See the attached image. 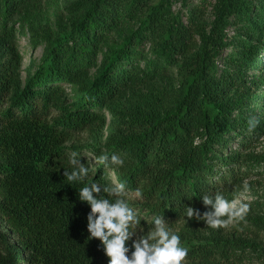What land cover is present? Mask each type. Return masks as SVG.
Wrapping results in <instances>:
<instances>
[{
  "label": "trees",
  "instance_id": "trees-1",
  "mask_svg": "<svg viewBox=\"0 0 264 264\" xmlns=\"http://www.w3.org/2000/svg\"><path fill=\"white\" fill-rule=\"evenodd\" d=\"M187 1L186 23L165 1L46 0L54 28L44 0H0V264H108L78 191L113 173L144 229L133 240L163 216L185 264H264V217L216 230L185 216L206 193L264 185V0ZM24 29L45 42L25 77ZM72 152L91 167L70 184ZM102 154L123 166H93Z\"/></svg>",
  "mask_w": 264,
  "mask_h": 264
},
{
  "label": "clouds",
  "instance_id": "clouds-1",
  "mask_svg": "<svg viewBox=\"0 0 264 264\" xmlns=\"http://www.w3.org/2000/svg\"><path fill=\"white\" fill-rule=\"evenodd\" d=\"M247 123L248 131L251 132L258 126L259 120L252 116ZM93 159L96 164L104 165L105 168L124 164V160L116 154L111 157L102 154ZM69 163L71 171L65 170L63 173L66 180L70 184L85 181L91 166L81 163L76 152L71 153ZM243 190L249 191L247 181L243 183ZM135 195L141 196L139 189ZM78 197L81 202L90 206L87 215L89 239L101 242L108 264H185L188 248L182 245L181 237L170 229L163 216L154 218L146 234L132 239L138 230L143 233L144 229L137 211L129 204L124 183L113 180L111 184L104 186L95 182L85 184L79 189ZM201 199L207 210L201 213L199 209L187 206L185 216L188 220H202L211 229L229 228L244 221L250 211L249 203L239 198L229 200L220 191L215 194L206 193ZM130 240L131 247L128 244Z\"/></svg>",
  "mask_w": 264,
  "mask_h": 264
},
{
  "label": "rangeland",
  "instance_id": "rangeland-1",
  "mask_svg": "<svg viewBox=\"0 0 264 264\" xmlns=\"http://www.w3.org/2000/svg\"><path fill=\"white\" fill-rule=\"evenodd\" d=\"M74 1L75 0H60L61 4H63L64 6H67ZM150 1L153 5H157L162 1L167 2L171 6L174 13L182 12V17L184 21L187 23L188 17L186 14V10H184L185 7L184 0H150ZM199 2L200 0H189L187 1V5L188 4L196 5ZM44 9L47 11L46 15L50 18V25H53L54 28H56L57 27V25L55 24L56 16L52 14L53 8H48L46 0H44ZM200 17L201 20L206 21L207 23H211L213 21V15L211 13V9L200 15ZM18 18L19 16L16 15L15 19L17 20ZM17 29L20 30L19 25H17ZM18 47L23 56L22 70H23V76L25 77V71L28 68H30L32 64H34L33 67L34 72L38 69L44 55L45 42L35 45L32 42V37L29 31L27 29H24L21 30L19 34ZM66 86L68 87V90L70 92L71 87L69 85ZM90 141H91L90 134L88 132H85L77 135L72 141L68 143V145L74 144V145L85 146L88 145ZM255 148L256 151L258 152L264 151V137L260 140V142L256 145ZM92 164L94 166L95 161H92ZM112 177L114 180H117V175L115 173L112 174ZM132 197L135 198L136 196L133 195ZM237 198L241 199L243 202L249 203L250 211L248 212L247 216L251 215V216L264 217V185L253 184L249 187L248 192L242 191L241 194L237 196ZM256 264H260V263H256Z\"/></svg>",
  "mask_w": 264,
  "mask_h": 264
}]
</instances>
